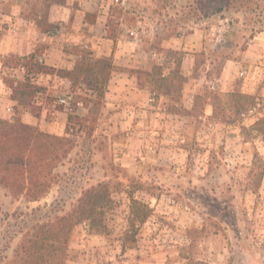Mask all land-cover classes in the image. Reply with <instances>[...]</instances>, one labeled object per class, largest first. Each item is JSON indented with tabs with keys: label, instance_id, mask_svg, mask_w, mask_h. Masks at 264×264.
I'll list each match as a JSON object with an SVG mask.
<instances>
[{
	"label": "rangeland",
	"instance_id": "374dc122",
	"mask_svg": "<svg viewBox=\"0 0 264 264\" xmlns=\"http://www.w3.org/2000/svg\"><path fill=\"white\" fill-rule=\"evenodd\" d=\"M79 2L0 0V46L25 19L39 42L34 61L0 49V118L65 138L52 153L69 150L40 201L0 185V264L32 225L71 212L100 183L111 193L108 231L77 227L66 264H264V0H91L107 44L89 41ZM53 12L60 20L46 32ZM75 20L82 40L63 50L74 72L40 62L53 38L62 50ZM112 48L105 82L97 61ZM28 81L37 94L13 101L11 87ZM66 93L70 111L55 104ZM231 93L256 108L237 115Z\"/></svg>",
	"mask_w": 264,
	"mask_h": 264
},
{
	"label": "trees",
	"instance_id": "16d2710c",
	"mask_svg": "<svg viewBox=\"0 0 264 264\" xmlns=\"http://www.w3.org/2000/svg\"><path fill=\"white\" fill-rule=\"evenodd\" d=\"M85 16L96 17L90 13ZM52 26L49 25L44 30L48 32ZM109 39L114 40V37ZM33 54L27 57L31 61L35 59ZM97 62L108 70L104 75L106 82L112 66L110 59L102 58ZM73 72L67 71L68 74ZM163 79L166 80L165 77ZM25 84L29 85L31 91L22 84L11 87L13 100L16 101L22 93L37 94L36 87H32L34 85L31 86L29 81ZM22 87H25V90H22ZM230 99L239 116L253 111L257 106L255 98L248 94L231 93ZM73 118L69 115V123ZM260 125L261 123H256L254 127L259 128ZM64 141L63 137L46 135L20 121L12 123L0 118V185L8 189L13 197H24L28 202H38L46 197L54 182L53 162L66 157L69 152L66 150L61 156L58 151L52 153L55 151L54 145H63ZM52 154L56 156L52 157ZM110 198L109 186L100 183L86 190L71 212L47 222L35 223L23 234L10 264H66L67 250L77 227L82 226L93 234L107 233L105 214ZM142 213V218L141 213L134 214L133 224L137 221L144 222L148 218L147 211L143 210Z\"/></svg>",
	"mask_w": 264,
	"mask_h": 264
},
{
	"label": "crops",
	"instance_id": "0c3cea01",
	"mask_svg": "<svg viewBox=\"0 0 264 264\" xmlns=\"http://www.w3.org/2000/svg\"><path fill=\"white\" fill-rule=\"evenodd\" d=\"M80 5H85L88 8H83L84 10L79 12L81 13V18L82 21L79 22V24H81L80 26H85L89 28V32L90 34L87 36V38H89V41H92L94 39H97L99 35H101V44H107V42L109 41L106 36V24L104 23V17H98L96 12L98 11V8H96L95 6H93L91 4V0H80L79 2ZM63 7V6H60ZM19 11L22 12L25 10H23V7L19 6L18 7ZM71 11V14L74 13V8H70L69 9ZM56 11V10H55ZM86 13H90L92 15H96V21L92 24L89 23L88 21H86ZM100 13V12H99ZM98 13V14H99ZM103 18V19H102ZM60 20V17L58 15V13L53 12L51 14V16L48 19L49 25H54L56 23H58ZM24 21V20H23ZM25 23V32L22 31L21 29L17 28V34H18V38H14L12 39V41H5L1 44L0 49L2 52V56H9L11 55H22V56H29L31 54H33L36 51V48L38 47V40L37 37L35 35L34 32H36V30H34L33 26H28L29 24V20H26ZM70 22V21H69ZM79 24L77 23V20H75L72 24V30L70 33H67L66 36L64 37L63 41L61 42V47L62 50L60 49V43L59 41H55V38H51V43L52 45L50 47L47 48V50H45V54L43 57H40L39 60L41 62H44L45 65L50 66V67H61L62 69L68 70V71H72L74 69V61L73 63L71 61H69L66 58V54L64 53V48L66 45H76L78 44V41H81L82 39L79 38V30L81 29V27L79 26ZM19 32V33H18ZM55 37V36H53ZM58 42V43H56ZM115 42V40H114ZM113 42V44H114ZM101 48V46L99 47ZM115 51L114 48L111 49L110 53L107 52V50L103 51L101 54H103V58H107V57H112L113 55H115ZM70 56H72L71 54H67ZM13 100V99H12ZM11 100V102H13ZM10 107V106H9Z\"/></svg>",
	"mask_w": 264,
	"mask_h": 264
},
{
	"label": "built area",
	"instance_id": "2783aa9c",
	"mask_svg": "<svg viewBox=\"0 0 264 264\" xmlns=\"http://www.w3.org/2000/svg\"><path fill=\"white\" fill-rule=\"evenodd\" d=\"M118 1V0H116ZM15 25L10 26V30H14ZM41 62V61H40ZM18 72H20L24 77L29 78L32 83H34L37 79L36 75L29 72L28 68L26 66H20L18 69ZM244 72H241L240 75L244 76ZM40 94V93H39ZM43 96V94H41ZM74 96L72 93H66L62 96L57 97L55 100V104L64 107L66 111L72 110V104H73ZM9 111L12 109L9 108Z\"/></svg>",
	"mask_w": 264,
	"mask_h": 264
}]
</instances>
